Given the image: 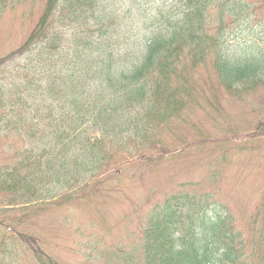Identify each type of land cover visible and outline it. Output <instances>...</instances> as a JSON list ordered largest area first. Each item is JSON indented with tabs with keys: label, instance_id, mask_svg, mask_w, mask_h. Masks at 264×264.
<instances>
[{
	"label": "trees",
	"instance_id": "trees-1",
	"mask_svg": "<svg viewBox=\"0 0 264 264\" xmlns=\"http://www.w3.org/2000/svg\"><path fill=\"white\" fill-rule=\"evenodd\" d=\"M149 1L140 24L122 0H29L28 35L0 57V264H64L44 214L107 190L108 173L140 168L150 149L164 157L161 133L207 105L198 71L237 100L264 84V32L245 54L227 48L259 0ZM15 55L28 58L10 71ZM208 179L154 201L108 264H264V194L239 218Z\"/></svg>",
	"mask_w": 264,
	"mask_h": 264
},
{
	"label": "rangeland",
	"instance_id": "rangeland-1",
	"mask_svg": "<svg viewBox=\"0 0 264 264\" xmlns=\"http://www.w3.org/2000/svg\"><path fill=\"white\" fill-rule=\"evenodd\" d=\"M258 2L264 6L263 0ZM28 7L29 0H19L8 3L0 14V57L19 47L28 35L37 17L36 10L22 17ZM245 18V23L228 29L231 38L227 48L235 55L245 54L247 46L259 43L257 36L264 32V7L253 13L247 10ZM38 50L39 46L33 47V52ZM23 58L15 55L5 66L11 71L28 56ZM195 76L202 80L201 94L206 95L207 105L184 112L161 133L164 157L150 149L146 153L149 159L140 168L108 173L103 183L107 190L70 203L69 213L66 207L57 206L44 214L46 231L51 232L47 239L64 264H108L104 254L117 249L120 239L133 237L154 201L184 190L178 185L183 181L204 188L214 174L218 202L239 218L256 210L264 194V134L251 140L248 131L264 129L260 127L264 121V84L237 100L220 89L213 74L207 76L200 70ZM211 95L213 99H208ZM239 140L244 149H233Z\"/></svg>",
	"mask_w": 264,
	"mask_h": 264
}]
</instances>
